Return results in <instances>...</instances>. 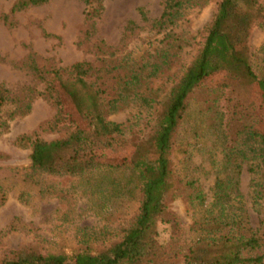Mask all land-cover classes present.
Listing matches in <instances>:
<instances>
[{
  "label": "rangeland",
  "instance_id": "rangeland-1",
  "mask_svg": "<svg viewBox=\"0 0 264 264\" xmlns=\"http://www.w3.org/2000/svg\"><path fill=\"white\" fill-rule=\"evenodd\" d=\"M19 1L0 0V86L19 99L3 107L0 124L28 102L31 110L0 132V187L6 198L0 206V263L27 248L69 256L87 249L97 252L118 241L122 229L135 220L140 197L129 191L133 186L126 184L130 174L120 170L32 179V149L22 139L52 142L87 126L61 92L66 121L53 129L58 106L46 92V82L57 69L66 70L67 79L73 66L89 64L92 72L86 80L106 103L117 101V109L106 110L104 115L109 122L124 126L129 142L105 150L104 161L120 163L136 142L148 138L159 103L202 48L220 0L185 8L177 24L166 29L156 25L165 0H111L91 6L79 0H51L15 12ZM252 46L254 66L260 73L264 65V56L258 54L264 46L261 28H254ZM30 59L47 80L28 71ZM206 83L210 88L223 86L222 97L214 107L213 96L205 89L190 99L172 155L176 185L169 198L168 223L159 225L161 244L178 239L187 248L198 241L199 225L215 200L216 182L231 173L225 166L226 146L235 143L249 124L258 123L264 132V100L258 87L224 76ZM251 165L243 166L241 192L250 226L262 235L264 203L254 201L261 171L255 167L253 173ZM200 191L207 199L203 207L191 200Z\"/></svg>",
  "mask_w": 264,
  "mask_h": 264
},
{
  "label": "trees",
  "instance_id": "trees-1",
  "mask_svg": "<svg viewBox=\"0 0 264 264\" xmlns=\"http://www.w3.org/2000/svg\"><path fill=\"white\" fill-rule=\"evenodd\" d=\"M49 1L21 0L14 11L41 6ZM79 1L91 6L111 0ZM209 1L165 0L163 14L156 25L160 29L174 26L185 8ZM256 27L264 31L263 0H220L202 48L159 103L157 120L148 138L136 142L130 155L117 164L104 161L105 150L129 142L124 126L109 122L104 115L106 110L117 109V101L106 103L86 80L92 72L89 64L73 66L67 73V79H64L66 70H55L53 79L46 82V92L58 106V115L51 126L56 129L66 121L61 92L70 98L87 126L76 128L62 140L22 139L28 141L32 149V179L39 175L75 177L100 169L124 171L130 174L126 184H133L129 188L130 193L136 192L140 197L138 214L122 229L118 241L100 251L87 249L69 256L41 254L27 248L17 251L11 258H4L0 264H175L179 260L185 264H264V232L261 235L260 230L250 226L241 192L243 166L252 162V172L256 173L255 167L261 171L260 182L254 185V201L256 204L264 203V132L258 123L245 126L238 140L226 146L225 166L231 169V173L216 182L215 200L208 207L209 216L199 225L201 237L198 241L187 248L178 239L167 244L159 242V225L168 223L169 198L176 185L172 155L192 96L205 89L208 96H213V107L218 106L223 86L210 88L206 82L210 78L224 76L243 86L258 87L264 100V65L260 73L254 66L256 53L252 46V33ZM258 54L264 56V46ZM26 68L35 77L47 80L46 73L38 68L34 59L26 63ZM12 102L18 103L19 99L12 98L7 87L0 86V112ZM30 110L29 102L17 107L1 121L0 132L7 131L10 121L28 114ZM1 190L0 187V206L6 200ZM191 200H198L202 207L207 202L202 191L192 195Z\"/></svg>",
  "mask_w": 264,
  "mask_h": 264
}]
</instances>
